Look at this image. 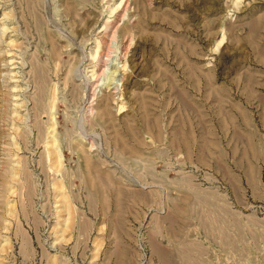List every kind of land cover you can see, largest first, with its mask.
Returning a JSON list of instances; mask_svg holds the SVG:
<instances>
[{"label":"rangeland","instance_id":"374dc122","mask_svg":"<svg viewBox=\"0 0 264 264\" xmlns=\"http://www.w3.org/2000/svg\"><path fill=\"white\" fill-rule=\"evenodd\" d=\"M0 264H264V0H0Z\"/></svg>","mask_w":264,"mask_h":264},{"label":"crops","instance_id":"0c3cea01","mask_svg":"<svg viewBox=\"0 0 264 264\" xmlns=\"http://www.w3.org/2000/svg\"><path fill=\"white\" fill-rule=\"evenodd\" d=\"M105 250H106V249H104V251H105ZM109 250H110V249H109ZM128 253H129V252H128V249H125V247L122 248V249H118V250H116V252H115L116 256L121 254L123 257L127 255V258H129ZM166 258H169V257H166ZM170 258H173V257H170Z\"/></svg>","mask_w":264,"mask_h":264},{"label":"bare ground","instance_id":"6f19581e","mask_svg":"<svg viewBox=\"0 0 264 264\" xmlns=\"http://www.w3.org/2000/svg\"><path fill=\"white\" fill-rule=\"evenodd\" d=\"M117 70H114L113 72H112V77L110 76V78H111V82H109V85H113V83H116L115 81V76L116 75H118L119 74V72H116Z\"/></svg>","mask_w":264,"mask_h":264}]
</instances>
